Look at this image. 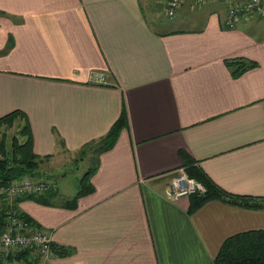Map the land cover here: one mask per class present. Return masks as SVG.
I'll use <instances>...</instances> for the list:
<instances>
[{
    "label": "crops",
    "instance_id": "crops-1",
    "mask_svg": "<svg viewBox=\"0 0 264 264\" xmlns=\"http://www.w3.org/2000/svg\"><path fill=\"white\" fill-rule=\"evenodd\" d=\"M261 3V17L232 28L221 1L184 3L178 23L196 25L157 31L137 0H0V117L26 114L36 175L104 137L125 109L116 139L88 160L93 189L72 209L62 203L81 186L68 198L58 185L16 198L31 229L69 249L36 264H213L225 238L264 229ZM187 160L257 207L226 195L193 211V196L168 200L163 190Z\"/></svg>",
    "mask_w": 264,
    "mask_h": 264
},
{
    "label": "trees",
    "instance_id": "trees-1",
    "mask_svg": "<svg viewBox=\"0 0 264 264\" xmlns=\"http://www.w3.org/2000/svg\"><path fill=\"white\" fill-rule=\"evenodd\" d=\"M235 65L239 66L238 69L242 70L243 66H240V61H234ZM122 111L117 122L108 130L107 134L99 140H95L83 146L84 149L91 148L92 155L97 156L98 153L104 151L107 148V144L114 141L118 136V131L124 125L125 109L122 105ZM16 128V134L10 136V143L6 145V140L4 139V133L2 130L9 128ZM60 144V142H59ZM82 149V152H84ZM96 161V160H95ZM41 162L40 158L32 151V138L30 135V127L27 124V116L20 110H14L6 113L5 116L0 117V183L5 185L11 179L20 178L21 176H39L36 170L38 164ZM188 176L199 181L205 188L202 194H193L192 208L189 211H193L199 207L205 201L211 198L222 197L224 195L229 196L230 202L233 204H241L245 207L252 206L257 207L256 204L249 201L252 196H243L238 194H231L219 190L211 181H209L203 174L197 172L190 162L187 160L183 167ZM94 167H90L84 172L80 180L81 189L78 190L72 197L71 201H64L62 204L68 209H72L75 206L76 198L84 191L92 190L90 186V172H92ZM41 177V176H40ZM43 177V176H42ZM49 193V192H48ZM52 193L48 194L51 195ZM47 195V196H48ZM34 196V195H32ZM45 196V197H47ZM22 197V196H19ZM18 198V197H17ZM27 199L36 201L40 204H51L48 198H32ZM21 200V199H19ZM13 208L15 214L24 221H27L31 225L32 220L25 213L20 212L17 207V199L13 200ZM0 232L5 230L4 227V210H5V200L0 196ZM5 202V204H4ZM19 202V201H18ZM52 250L54 254L59 257L66 255L69 249L66 247L57 246L55 243L52 244ZM216 256L213 259V264H264V229H251L249 231L239 232L235 235H231L224 239L222 245L220 246ZM11 259L17 260L20 264H32L30 256L28 257V251L20 252L16 255H10Z\"/></svg>",
    "mask_w": 264,
    "mask_h": 264
},
{
    "label": "built area",
    "instance_id": "built-area-1",
    "mask_svg": "<svg viewBox=\"0 0 264 264\" xmlns=\"http://www.w3.org/2000/svg\"><path fill=\"white\" fill-rule=\"evenodd\" d=\"M209 0H167L164 3L167 17L175 16L181 4L201 6ZM225 5V27L232 28L240 21H251L263 15L261 0H219ZM101 80V79H100ZM56 182L49 177L21 176L11 179L7 184L0 183V196L5 200L4 227L0 232V256H12L20 252L29 251L31 263L36 264L39 259H47L54 255L52 250L53 238L46 229L33 230L24 220H21L14 211L13 200L22 195H43L55 190ZM203 185L188 176L184 168L178 169L175 176L163 190L168 200H175L187 195L202 194ZM15 261V260H14ZM17 261V260H16ZM17 264V263H12Z\"/></svg>",
    "mask_w": 264,
    "mask_h": 264
},
{
    "label": "rangeland",
    "instance_id": "rangeland-1",
    "mask_svg": "<svg viewBox=\"0 0 264 264\" xmlns=\"http://www.w3.org/2000/svg\"><path fill=\"white\" fill-rule=\"evenodd\" d=\"M167 0H137L138 3V8H140L143 11V14L145 16L146 21H148L151 25L157 29V31H165L166 29H171V28H177L181 27L184 29L189 28L190 26H195V23H178L179 18L178 16H172V17H167L165 14V7L164 3ZM206 7L202 8H197L195 12H197L196 15V20L197 22L200 21V15L203 14V10H205ZM262 9H263V4H262ZM174 30V29H173ZM176 30V29H175ZM256 36L264 39V31H257ZM9 113V112H8ZM5 116V115H4ZM16 128H9L6 130H2V133H4V139L6 140V145H9L11 139L10 136L16 134ZM85 153V154H84ZM86 157V159H80L79 156L81 157ZM54 162H61L64 160L62 164H58V166L55 167V171H53L52 174L47 175L46 173L43 176H49L53 180H55L56 185L61 188L62 193L66 195L65 197L68 198L67 196H72L79 188H80V180L84 174L85 171L89 167H92L93 164L90 165V161L93 159L92 155V149L91 148H86L84 149V152H80L78 154H75L73 156H70L66 162L65 158H61V156H58ZM65 157V156H64ZM94 163V162H93ZM90 165V166H89ZM42 168V167H41ZM40 168V169H41ZM45 167H43L44 170ZM27 215V214H26ZM30 256V253L28 251V257Z\"/></svg>",
    "mask_w": 264,
    "mask_h": 264
}]
</instances>
